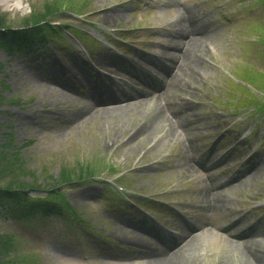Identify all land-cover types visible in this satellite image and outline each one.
Listing matches in <instances>:
<instances>
[{"label":"rangeland","instance_id":"374dc122","mask_svg":"<svg viewBox=\"0 0 264 264\" xmlns=\"http://www.w3.org/2000/svg\"><path fill=\"white\" fill-rule=\"evenodd\" d=\"M49 4L72 5L79 14L60 16L53 24L66 28L43 44L9 51L0 43L1 135L12 134L40 184L66 169L89 168L95 176L61 186L84 217L76 228L54 217L19 219L0 206V235L15 239L11 262L150 264L147 256L159 251L168 264H252L242 247L257 254L253 264H264V0H0V17L17 28ZM176 21L199 25L197 36L208 38L197 52L198 73L183 82L185 93L157 90L173 132L128 140L144 115L136 108L99 113L116 106L99 107V97L172 77L180 62L169 66L163 54ZM48 87L76 105L43 98ZM83 106L89 109L72 117ZM175 138L185 148L181 156ZM248 164L260 170L257 177L222 183ZM107 179L125 190L115 195ZM216 199L221 207L214 208ZM242 231L251 244L234 237ZM135 238L145 248L132 245Z\"/></svg>","mask_w":264,"mask_h":264},{"label":"trees","instance_id":"16d2710c","mask_svg":"<svg viewBox=\"0 0 264 264\" xmlns=\"http://www.w3.org/2000/svg\"><path fill=\"white\" fill-rule=\"evenodd\" d=\"M60 7L59 4H49L44 11L36 12L17 28L10 26L0 17V43L9 51H13L32 48L36 43L43 44L50 38H57L66 26L53 23L59 21L57 19L60 16H65L68 10H80L72 5L68 7L70 9ZM1 136L6 139L4 143H0V206H4L3 209H8L7 213L19 219L39 215L43 218H58L73 228L81 225L80 221L84 220L83 215L66 202L64 193L60 189L64 185L80 186L85 181L92 180L91 178L95 176L92 170L89 168L66 169L61 178L56 179L54 176L47 175L48 180L40 184L32 177L34 171L25 167L26 164L21 155L22 148L14 146L12 134L1 135L0 130ZM25 176L28 181H26L27 178L24 179ZM43 191H49V193L42 194ZM33 192L40 194L33 195ZM111 192L113 193V190ZM84 226L81 227L84 228ZM85 233L90 239H96V233L91 225L85 226ZM10 248L16 249L14 237L9 234L0 235V264H13L11 257H8L11 253Z\"/></svg>","mask_w":264,"mask_h":264},{"label":"bare ground","instance_id":"6f19581e","mask_svg":"<svg viewBox=\"0 0 264 264\" xmlns=\"http://www.w3.org/2000/svg\"><path fill=\"white\" fill-rule=\"evenodd\" d=\"M202 25V24H201ZM195 28H190L187 26L184 21H176V26L170 33L175 39L168 42V44L165 47V51L163 54V59L165 61L171 60V63L169 66L174 67V65L179 61L180 65L176 66L174 71V75L172 77L161 75L163 80L161 83H153L149 84L148 81H146L145 84H147L144 89H133L130 92L127 91L125 88H117L116 90L112 91H106L104 95H101L99 97V103L100 105L105 104H114L116 105L114 108H106L105 110H99V113H104L107 115L109 112L113 113H119V114H126L129 111L133 110V108L139 109L141 112V115H144L143 121L140 122V124L137 125V127L129 133L128 140H132L140 135H143L145 138H152L155 134L159 132H166L171 133L172 126L170 124L169 119L165 116L164 110L161 106H158V99L162 97L160 94H158L160 88L164 87H178L182 93H185V90L182 86H184L183 82L186 80L187 76L192 72V74L197 75V66H196V59H198L199 54L201 53L202 48L204 47V44L206 40L208 39L206 36H197L199 25L191 26ZM181 38V39H180ZM186 39V40H185ZM177 52L178 54H172V52ZM179 51V52H178ZM84 67V66H83ZM60 67L58 66L57 69ZM61 69V68H60ZM127 72L134 74L138 77H141L140 72L137 71L134 67H127ZM159 75V74H157ZM135 76V77H136ZM121 80V78H120ZM123 81V80H121ZM124 84H128L127 82H123ZM167 87V88H168ZM39 89H42V86L38 87ZM91 91L92 94H96L97 88L94 84H91ZM43 98H49L51 100V103H59V104H66L68 106L70 105H76V102L74 100L69 99L67 96L56 93L55 91L51 90V88L48 87L46 89V92H44ZM186 106V104H184ZM97 107V108H99ZM89 109V106H83L80 111L76 112L72 117L83 115V112H86ZM97 112V114H99ZM174 134V133H173ZM175 137V134H174ZM175 144L178 146V155H183L185 148L182 147L181 142L178 138L174 139ZM253 157L255 155H251L248 157L246 162H249L253 160ZM194 160H196L194 158ZM197 163L201 164L199 159L196 160ZM226 168V167H225ZM194 169V165L190 163L189 161L186 162V172H191ZM227 172V170L223 171V175ZM248 172V174L243 175L244 173ZM260 174V170L256 169L252 164H248L247 166H242L241 169L237 171L236 174L228 177L224 180L222 183H228V182H234V186H239L242 182H244L247 178L253 179L257 177ZM242 175V176H241ZM241 176V177H239ZM220 200L216 199L214 203L215 207H221L219 205ZM154 230V228H152ZM236 238L239 239H245L243 241L244 244H251V238H244L246 237L245 232H237L235 234ZM251 237H256V234L252 233ZM123 241H127L125 238H122ZM136 243H131L132 245L136 246L137 248H145L146 245L144 243L135 238L134 239ZM129 242V241H128ZM237 247L239 245L237 242L235 243ZM240 253L242 254L243 258L246 259V262L253 264L254 260H257V254L255 252H251V249L242 247H239ZM247 251V252H246ZM159 251H156V253H151L147 257L150 258V264H168L165 259V257H159L158 254ZM156 256V257H155Z\"/></svg>","mask_w":264,"mask_h":264}]
</instances>
